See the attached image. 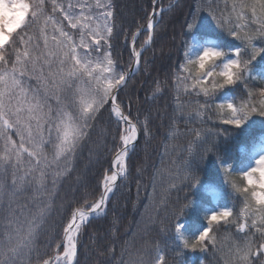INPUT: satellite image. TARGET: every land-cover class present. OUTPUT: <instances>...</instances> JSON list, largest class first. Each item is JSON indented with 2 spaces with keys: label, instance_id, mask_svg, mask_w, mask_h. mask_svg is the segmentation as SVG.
Listing matches in <instances>:
<instances>
[{
  "label": "snow or ice",
  "instance_id": "snow-or-ice-1",
  "mask_svg": "<svg viewBox=\"0 0 264 264\" xmlns=\"http://www.w3.org/2000/svg\"><path fill=\"white\" fill-rule=\"evenodd\" d=\"M174 7L168 5L169 10ZM199 11L198 5L191 20L185 21L188 29L197 27ZM207 11L241 46L232 49L231 57L218 47L204 46L193 53L186 46L185 61L172 72L171 85L167 77L154 81L145 100L155 102L169 87L174 93L168 132L173 142L183 134L177 126L181 117L202 123L217 118L236 129L254 114L264 117V86L248 88L246 76L252 61L264 52L254 43L258 38L264 43V0H214V4L209 0ZM158 14L163 19V7L158 0H149L144 17L126 27L117 0H0V264H80L83 230L93 220L107 218L120 187L132 183L131 158L141 136L146 141L152 138V116L146 113L143 121L133 118L130 109L139 100L128 96L125 103L121 93L129 87L133 68L148 71L144 53L155 43ZM121 36L131 44L126 62L116 47ZM217 60L222 63L217 65ZM238 82L246 86L240 102L220 100L222 90ZM260 82L264 84V76ZM201 94L203 103L184 100ZM227 131L188 129L193 135L186 149L189 158L182 167L166 170V186L158 189L153 180L150 203L142 213L148 221L143 230L157 219L161 225L168 220L161 231H174L184 249L203 252L200 264H264V151L240 169L217 156L240 204L208 212L198 235L183 234L179 217L188 204L171 200L173 191L200 183V163L217 150L210 138ZM109 137L112 155L109 166L102 169L98 193L93 196L85 189L76 199L79 189L74 185L82 179L79 174L73 178L78 159L87 152L89 164L98 161ZM198 144L206 145L203 151ZM141 172L137 165L136 173ZM234 175L240 177L239 183ZM65 181L71 182V198L62 194ZM136 186L139 190L138 180ZM221 228L229 231L221 236ZM118 233L119 220L113 216L104 243L92 241L94 264H170L159 243L146 242L132 251L124 241L117 258Z\"/></svg>",
  "mask_w": 264,
  "mask_h": 264
},
{
  "label": "trees",
  "instance_id": "trees-1",
  "mask_svg": "<svg viewBox=\"0 0 264 264\" xmlns=\"http://www.w3.org/2000/svg\"><path fill=\"white\" fill-rule=\"evenodd\" d=\"M212 2L214 4V0ZM117 3L119 16L123 18L125 26L134 27L135 23L144 17L148 10L149 0H117ZM170 3L175 5L172 10L168 9ZM208 3L209 0H158V4L164 9V14L163 19L156 16L155 43L144 53V57L148 60V71H135L127 91L121 93V98L125 103H127L128 96L139 100L130 109L133 118L143 121L146 113L151 114L152 138L146 141L145 137H140L138 147L130 162L132 183L120 187L113 197V203L109 206L108 217L93 220L83 230L79 245L80 264H94L97 254L92 241L97 238L101 243H104L113 216L119 220V239L115 245L117 258H119L120 246L124 241H129L132 251L142 248L146 242H150L151 245L159 243L165 248L170 264H200V261L205 258V254L200 250L184 249L182 240L174 231H161L162 227L169 224L168 220H165L161 225L160 219H157L155 225L150 226L146 232L143 230V224L148 221L146 218H142V213L145 212V205L150 203L149 196L153 191V180H156L158 189L161 186H166L168 182L166 170L182 167L189 158L186 149L189 142L193 140V135L188 133L189 128L220 127L227 128L229 131L221 132L219 137L210 138V140H215L217 150L210 154L209 159L200 163L198 173L200 183L194 187L171 193L173 204H188L184 213L179 217V223L183 225V234L190 238L198 235L206 226L205 215L218 206L231 207L233 203L237 206L240 204L239 197L227 182L228 177L220 167V160L217 159V156L221 157L226 164L234 165L237 169L246 168L253 163L254 159L264 151V117L254 114L239 129L232 125H223L222 120L217 118L213 120L205 118L206 122L202 123L197 119L181 117L177 120V126L183 134L173 142L168 135L174 105V93L171 87L164 96L158 97L155 102L150 99L145 100L146 96H151L154 81L157 79L163 81L167 77L169 85H171L172 72L179 71V66L185 61L186 46L190 47L193 53L201 50L204 46L218 47L227 53V57L233 56L232 49L234 47L241 46L240 41L229 36L227 32L217 26L207 11ZM198 5L200 11L197 27L188 29L185 21L191 20L192 14L197 12ZM221 7H223L222 3ZM139 39L142 40L143 37ZM254 43L258 47H264V43L259 38ZM116 47L126 62L131 47L130 41L121 36ZM221 63L222 60L216 61L217 65ZM250 68L251 73H246L248 76L247 87L258 89L264 86L260 82V77L264 76V52L252 61ZM217 70L219 69L217 68ZM194 73L195 69H193ZM245 94L246 86L238 82V86L233 85L229 86L228 90H222L220 100L234 98L238 104ZM196 99H199L200 103L204 102L202 94L199 98L195 95L184 97L185 102H194ZM220 100H217L216 103H219ZM193 106V103H189V107ZM105 117H107V113H105ZM225 118L227 117L225 116ZM109 127H114V125L110 124ZM146 143L147 150L145 152ZM111 147L112 141L109 137L108 145L101 150L98 161L94 159L89 164L87 152L78 159L73 178L79 174L82 179L79 184L74 185L79 189L75 193L76 199L82 196L85 189L93 193V196L98 193V180L102 169L109 166L112 155ZM205 147L204 144L197 145L199 151H203ZM137 165L142 168L141 174L136 173ZM193 166H195V160ZM232 179L237 183L240 182L238 175H234ZM137 180L140 183L139 190L136 186ZM70 183V181H65L62 194L68 193L71 198L72 193L68 191ZM177 197L180 198L179 201H177ZM91 198L93 197L90 196L89 199ZM172 223H175V220ZM225 231H229V229H219L221 236ZM230 231L234 237L239 238L234 228ZM224 244L226 252L228 242L224 241ZM220 264L223 262L221 261Z\"/></svg>",
  "mask_w": 264,
  "mask_h": 264
},
{
  "label": "water",
  "instance_id": "water-1",
  "mask_svg": "<svg viewBox=\"0 0 264 264\" xmlns=\"http://www.w3.org/2000/svg\"><path fill=\"white\" fill-rule=\"evenodd\" d=\"M133 73L136 71L135 68L132 69Z\"/></svg>",
  "mask_w": 264,
  "mask_h": 264
},
{
  "label": "rangeland",
  "instance_id": "rangeland-1",
  "mask_svg": "<svg viewBox=\"0 0 264 264\" xmlns=\"http://www.w3.org/2000/svg\"><path fill=\"white\" fill-rule=\"evenodd\" d=\"M160 15L158 14L157 17H159Z\"/></svg>",
  "mask_w": 264,
  "mask_h": 264
},
{
  "label": "clouds",
  "instance_id": "clouds-1",
  "mask_svg": "<svg viewBox=\"0 0 264 264\" xmlns=\"http://www.w3.org/2000/svg\"><path fill=\"white\" fill-rule=\"evenodd\" d=\"M225 54L227 55V53L225 52Z\"/></svg>",
  "mask_w": 264,
  "mask_h": 264
}]
</instances>
